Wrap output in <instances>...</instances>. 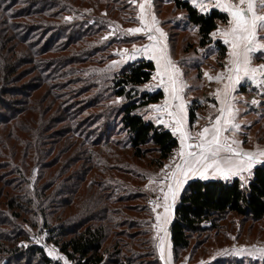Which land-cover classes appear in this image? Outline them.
<instances>
[{
    "label": "trees",
    "instance_id": "1",
    "mask_svg": "<svg viewBox=\"0 0 264 264\" xmlns=\"http://www.w3.org/2000/svg\"><path fill=\"white\" fill-rule=\"evenodd\" d=\"M72 1L80 5L102 3V0H0V264H63L49 257L43 245L31 239L30 234L16 224L18 219L28 220L31 225L45 231V241L56 245L73 264H134V258L124 251L125 247L136 242L133 238L138 230V221H129L125 208L115 206L113 199L104 197L99 191L89 190V186L85 190L82 186L86 175L74 179V171L68 172L72 167L64 163L66 173L59 169L44 183L39 175L33 179L35 169L43 170L40 160L45 153L42 155L40 148L32 144L33 132L38 138L35 126L41 114L38 109L33 108L31 112L28 108V100L33 97L30 93L37 89L24 82L30 58L26 50L30 48L42 60L47 53L59 51L55 49L52 33H45L38 43L40 47H34L30 35L37 28L29 29L27 22L29 19L39 21L41 14L44 18L54 8H71ZM114 2L108 0L112 6L116 5ZM160 2L156 0L155 4ZM171 2L173 10H179L186 22L196 28L198 46H214L218 49L219 58L225 57L226 46L220 40H214L209 33L217 28L219 22L228 20L227 14L215 8L208 14H202L189 0ZM159 6L156 13L161 18ZM170 42L173 46L172 39ZM42 60L38 59L39 63H43ZM56 61L58 59H53V64ZM155 68L154 61L138 58L118 69L109 87L113 95L122 99L118 105H107L104 92L95 90L94 95L99 98L95 97L91 103L82 99L77 108L72 107L65 119V127L70 124L73 131H87V135H92L101 124L106 125L102 131L104 138H100L104 142L86 137L85 144L92 143L88 147L92 148L91 152L85 153L86 157L82 159L86 165L90 164L91 155L99 159L110 154L109 149L119 148L121 141L113 138L118 130L125 136L122 147H129L136 158H145L154 151L157 157L152 161L162 165L172 156L179 146L178 138L170 129L145 116L149 105L164 97L162 89H144ZM43 78L49 84L45 93L50 95L56 87L50 88L49 76ZM93 108L103 110L96 112L92 111ZM106 108L110 111L108 114L105 113ZM195 117L194 106H189V122L193 123ZM94 146L99 149H94ZM58 161L45 166L46 169L55 167ZM51 180L56 184L49 191ZM227 213L253 221L264 219V166L257 165L251 180L243 186L237 177L231 181L200 178L188 181L175 205L170 226L174 256L178 257L181 250L190 246L192 234L203 230L206 224L213 225Z\"/></svg>",
    "mask_w": 264,
    "mask_h": 264
},
{
    "label": "rangeland",
    "instance_id": "2",
    "mask_svg": "<svg viewBox=\"0 0 264 264\" xmlns=\"http://www.w3.org/2000/svg\"><path fill=\"white\" fill-rule=\"evenodd\" d=\"M155 1L151 0L150 11L154 15L156 14L159 27L166 33L165 43L169 46V55L177 63L182 72V79L187 85L184 89L185 106H194L196 117L194 122L190 123L189 107L186 108V124L189 131L195 134L209 124L210 118H215L220 107L216 100V90L224 86V82L218 83L214 79L209 80L205 73L209 71L208 75L214 77L212 73L223 72L224 65L228 62L229 49L224 44L227 52L225 57L220 59L216 47H199L196 28L186 22L179 10H173L171 0H161L158 3L159 9L162 11L161 18L156 13L158 5L155 4ZM71 3H73L71 8H54L47 12L44 18L41 14L39 21L33 22L29 19L27 22L29 29L37 28L36 32H32L30 35L34 47H40L38 43L45 33L47 35L52 33L51 35L55 36V49L59 51L58 53H53V51L47 53L42 60V57H36L30 48L26 50L29 51L30 58L27 66L29 70L26 72L24 82L37 89L36 92L30 93L33 97L28 100V108L31 112L33 108L38 109L41 114L40 121L35 126L38 129V138L34 137L35 132H33L32 144L40 148L42 155L45 153V156H42L40 160V167H43V170L35 169L33 179L35 180L39 175L40 181L44 183L53 172L59 169L62 173H66L64 163L72 167L68 172L74 171L72 174L74 179L86 175L87 179L82 186L85 190L89 186V190L99 191L104 197L113 199L115 206L125 208V214L129 221L132 223L135 220L138 221V230L133 238L136 242L125 247L124 253L134 258V264H164L156 247L159 240L154 227L157 223V214L163 213V208L156 206L163 203V195L158 191L159 180L165 172L169 171L165 165H172L178 159L176 153L180 148V142L172 156L159 165L152 161L157 157V152L152 151L145 158H136L132 155L129 147L123 148L124 132L118 130L114 132L113 138L115 141H121L119 148L109 149L110 154L103 156L104 158L97 159L91 155L90 164L86 165L85 160L82 159L92 149L88 148L92 143L85 144L88 139L86 137L89 136L95 141L104 142L100 138H104L102 131L106 125L101 124L100 129L96 130L94 134L87 135V131H73L70 124L68 127H65L64 124L68 113L73 110L72 107L77 108L79 103H82V99L83 102L87 100V103H91V100L97 97L94 95L95 90L104 92L107 105H118L122 101L121 98L111 93L109 87L113 74L133 60L128 58L133 47L140 48L145 45L144 33L131 34L127 32L129 28L141 26L138 19L140 0H137L135 4L130 3L129 0H115L116 5L114 6L109 4L108 0H102L99 5H80L79 2L75 3L74 1ZM257 11L264 13V9L259 7V3H257ZM134 15L136 16L134 17ZM227 23L228 20L219 22L218 26L223 28L227 26ZM171 39L173 46H171ZM213 39L222 42L219 35ZM125 49L128 51L124 52ZM138 58L147 57L138 55L136 59ZM38 59L44 61V64L39 63ZM53 59H58V61L53 64ZM252 63L264 64V58L257 54ZM45 76H49L51 79L50 88L56 87L50 95L45 93L49 88V84L43 78ZM157 83L151 79L144 85V89L153 91L162 89L153 87ZM261 91L264 90H257L250 82L242 81L235 93L236 101L234 103L235 107L239 109L236 122L240 124V129L230 135L241 141L240 147L246 151L264 150V95L261 94ZM253 98L259 103L252 104ZM161 100L151 105H159ZM102 110L103 108L101 110L93 108L92 111ZM89 111L87 110L88 113ZM109 112L106 108L105 113ZM145 116L155 123H157L156 117L158 116H163L167 120L166 115L156 112L150 108V105L145 110ZM83 117L86 118V115ZM52 121L54 122L51 123ZM33 127L32 129H34ZM115 127L114 125L113 128ZM176 137L179 141L178 135ZM82 149L84 150L81 151ZM94 149L98 150L99 147L94 146ZM66 158L69 160L66 161ZM58 159V164L55 167L46 169L45 166H51L50 164L55 163ZM254 168L250 175L245 174L243 185H247L251 180ZM234 178L236 177L228 181ZM191 179L194 178H189L186 181L177 196L171 211V218L166 225L168 236L165 255L167 256L168 252L171 253L169 264H264V259L259 256L253 258L247 254L237 256L233 253L234 248L251 249L252 246L264 248V219L253 221L232 213L221 215L213 225L206 224L203 230L192 234L190 246L181 250L178 257L174 256L170 226L174 218L175 205L183 188ZM208 179L221 178L210 176ZM150 180L153 183H150ZM55 184V180L49 182V191L55 187ZM27 221L18 219L16 224L29 233L35 242L38 238H42L40 244L43 245L46 252L45 245L48 248H55L60 255L64 256L56 245L45 241V231L42 232L40 227L33 226ZM159 235L162 236L163 232H160ZM149 242L151 244H148ZM61 262L63 263L62 260ZM69 264L73 263L69 261Z\"/></svg>",
    "mask_w": 264,
    "mask_h": 264
},
{
    "label": "snow or ice",
    "instance_id": "3",
    "mask_svg": "<svg viewBox=\"0 0 264 264\" xmlns=\"http://www.w3.org/2000/svg\"><path fill=\"white\" fill-rule=\"evenodd\" d=\"M135 4L137 0H129ZM194 8L202 14H208L212 8L227 14V26L217 27L210 36L219 35L223 44L228 46V62L224 71L216 76L205 73L209 80L224 82L223 88L216 90V100L220 107L214 119L199 132L193 134L186 124V106L182 93L186 83L182 79V72L168 55L166 33L159 27V21L150 11L151 0H140L138 19L140 27L127 29L128 33H145L150 43L140 48L133 47L129 59H136L138 55L147 57L155 62L156 71L152 76L158 83L153 87L162 88L166 98L162 105H150V108L167 116L156 117L158 124L170 128L174 136L178 135L180 148L176 153L178 158L172 165H165V172L159 180L158 191L163 195V203L157 207L163 208L162 214H157L156 245L160 259L164 264H169L171 253L165 255L167 248V227L173 205L183 185L189 178L199 177L208 179L220 177L228 181L238 177L243 183L245 174L250 175L251 170L257 165L264 166V150L246 151L240 147L241 141L235 139L231 133L240 129L236 122L239 109L235 107L237 87L242 81L250 82L257 90H264V64L254 65V57L259 54L264 58V13H258L259 7L264 9V0H190ZM127 52L128 50H123ZM264 95V91H261ZM252 104L259 102L253 98ZM163 172V170H162ZM153 183V181H149ZM157 190V189H154ZM155 211V209H153ZM163 232L160 236L159 233ZM42 238L36 240L41 242ZM47 255L55 261L69 264L66 257L60 255L55 248H48ZM237 256L247 254L255 258L264 259V248L252 246L251 249L241 247L233 249Z\"/></svg>",
    "mask_w": 264,
    "mask_h": 264
},
{
    "label": "crops",
    "instance_id": "4",
    "mask_svg": "<svg viewBox=\"0 0 264 264\" xmlns=\"http://www.w3.org/2000/svg\"><path fill=\"white\" fill-rule=\"evenodd\" d=\"M190 1V0H189ZM139 13V12H138ZM155 16H156V14H155ZM157 17V16H156ZM145 34V33H144ZM143 36H145L146 37V34L145 35H143ZM148 43H150V41L146 38L145 39V44H148ZM167 50H168V55H169V46H168V44H167ZM170 56V55H169ZM170 58H171V56H170ZM171 60L174 62V59H172L171 58ZM155 63V62H154ZM175 63V62H174ZM176 65H177V63H175ZM254 65H259V64H254ZM155 71H156V68H155ZM209 71H207L206 73H208ZM155 73V72H154ZM219 73H221V71H219L218 73H216V74H214V73H212L214 76H216L217 74H219ZM152 79V78H151ZM156 82H158V80H155ZM163 90V89H162ZM182 95H183V98H184V101H185V95H184V92L182 93ZM165 98H166V94L164 95V97H163V100H161V103L159 104V105H162L163 103H164V100H165ZM189 106H186V108H188ZM189 109V108H188ZM187 112V111H186Z\"/></svg>",
    "mask_w": 264,
    "mask_h": 264
},
{
    "label": "water",
    "instance_id": "5",
    "mask_svg": "<svg viewBox=\"0 0 264 264\" xmlns=\"http://www.w3.org/2000/svg\"><path fill=\"white\" fill-rule=\"evenodd\" d=\"M174 213H175V208H174Z\"/></svg>",
    "mask_w": 264,
    "mask_h": 264
}]
</instances>
